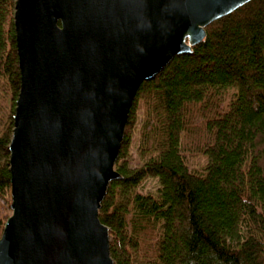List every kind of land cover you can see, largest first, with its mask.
Segmentation results:
<instances>
[{
    "label": "trees",
    "instance_id": "1",
    "mask_svg": "<svg viewBox=\"0 0 264 264\" xmlns=\"http://www.w3.org/2000/svg\"><path fill=\"white\" fill-rule=\"evenodd\" d=\"M15 1L0 0V236L20 88ZM205 32L134 97L120 179L98 212L114 264H264V0Z\"/></svg>",
    "mask_w": 264,
    "mask_h": 264
},
{
    "label": "water",
    "instance_id": "2",
    "mask_svg": "<svg viewBox=\"0 0 264 264\" xmlns=\"http://www.w3.org/2000/svg\"><path fill=\"white\" fill-rule=\"evenodd\" d=\"M252 0H16L20 88L0 264H114L98 212L134 97Z\"/></svg>",
    "mask_w": 264,
    "mask_h": 264
},
{
    "label": "rangeland",
    "instance_id": "3",
    "mask_svg": "<svg viewBox=\"0 0 264 264\" xmlns=\"http://www.w3.org/2000/svg\"><path fill=\"white\" fill-rule=\"evenodd\" d=\"M154 185L155 184L152 181H149V180L146 181V183L143 186L142 192L145 193V192L150 191L151 189H153Z\"/></svg>",
    "mask_w": 264,
    "mask_h": 264
}]
</instances>
